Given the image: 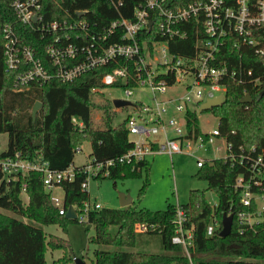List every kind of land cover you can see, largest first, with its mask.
Returning a JSON list of instances; mask_svg holds the SVG:
<instances>
[{
	"label": "trees",
	"instance_id": "trees-1",
	"mask_svg": "<svg viewBox=\"0 0 264 264\" xmlns=\"http://www.w3.org/2000/svg\"><path fill=\"white\" fill-rule=\"evenodd\" d=\"M15 1L0 0V134H8V147L1 157L19 154L22 159L29 161L41 158L49 163L51 169L63 171L73 166L76 152L86 142L91 143L94 164L116 160L132 150L134 145L125 124L112 126L116 115L112 107L106 102L95 103L91 98L92 89L102 85V76L111 71L110 66L84 73L73 82H63L52 77L47 82L30 81L22 86L23 90H17V86H21L16 84L18 76L28 68L21 64L17 70L7 69L6 24L17 29L19 43L33 48L35 55L51 74L55 73V68L46 53L47 47L53 43V37H43L37 30L22 24L12 7ZM37 1L41 5L40 15L44 24L85 22V30L76 29L72 32L66 28L55 34L66 42L76 41L74 35L79 34L80 42L87 44L93 35L98 37L119 17L133 20L135 6L144 0H113L117 7L111 0ZM195 1L205 0H166V6L177 10ZM225 1L231 6L235 0ZM183 28L188 31V38L170 41V49L176 55H194L200 34L188 25ZM147 37L162 39L156 28ZM252 38L258 40L257 45H241L239 49H233L230 43L223 47L220 61L225 62L230 71L236 72L237 81L242 79L244 83L228 80L225 102L207 112L218 118L221 135L232 144L236 154L241 147L250 150L255 146L257 151L264 150V95H261L264 84L255 86L251 82L262 79L264 75V55L258 53L264 50V28L252 29ZM249 71H252V76L248 75ZM134 86L136 84L133 81L123 85L125 88ZM247 94L252 96L253 101L243 104L241 100ZM37 102L42 107L33 120L32 109ZM94 108L104 111L103 129L93 126ZM74 117L83 122L82 128L73 123ZM187 118L190 134L199 136L201 129L198 113L189 111ZM75 170V179L62 184L66 211L71 206L81 209L85 202L90 201L89 192L82 188L88 175L79 171L80 167H75ZM150 171L149 162L116 164L110 168V174L106 177L116 185L117 180L143 178L145 175L141 189V194H144L150 182ZM245 171L244 165H233L224 159L213 160L199 168L197 177L207 182V190L218 195L219 203L213 212L206 191L196 189L191 190L187 204H180L187 214L188 224L194 226L195 264H264V222L255 230L244 233L237 226L236 214L241 206L234 185L237 176ZM101 178L105 176L100 174L97 177ZM1 179L0 173V264H46L45 254L49 249H69L70 244L66 239L47 236L42 229L23 221L28 219L41 225H59L64 231H67L70 223L79 222L78 219L69 220L65 215H60L59 210L52 205L41 175L37 172H31L28 176L20 175L16 182L8 185L1 182ZM24 185L29 200L27 204L21 196ZM176 210L177 206L171 204L165 210L155 212L133 204L122 209L102 208L89 212L88 220L81 223L93 226L95 235L91 241L99 246L119 249L114 252L96 250L94 264H189L181 247L171 242ZM4 211L16 214L21 219L7 215ZM213 213L220 222L224 215L235 214L230 236L223 238L219 233L207 236V227ZM140 222L156 228L146 234H137L134 226ZM157 238L162 253L120 250L149 247ZM65 259L68 260V257Z\"/></svg>",
	"mask_w": 264,
	"mask_h": 264
},
{
	"label": "built area",
	"instance_id": "built-area-1",
	"mask_svg": "<svg viewBox=\"0 0 264 264\" xmlns=\"http://www.w3.org/2000/svg\"><path fill=\"white\" fill-rule=\"evenodd\" d=\"M111 1L117 7L116 2ZM12 7L22 24L37 30L43 37H53V43L47 47L46 53L55 68V73L51 74L35 55L33 48L19 43L17 29L6 24L4 32L7 39V69L17 70L21 64L28 68L18 76L16 84L21 86H17V90H23L22 86L30 81L47 82L52 77L63 82H73L84 73L110 66L111 71L102 76L101 86L92 89L91 97L95 94L105 100L108 91L116 89H123L127 96H132L136 90L145 87L154 99L151 105L131 100L129 97L112 99V104L115 99L134 104L125 108L114 107L115 112L130 110L124 124L134 147L116 160L96 164L92 161L91 166H80L79 171L88 175L87 181L82 184L84 190H87L90 178H97L100 174L108 176L110 168L116 164L147 163L149 157L158 154L173 157L185 153L196 160V167L199 169L213 161L202 158L205 152L223 151L225 155L221 159L229 160L233 165H244L246 168L244 173L237 176L234 185L241 206L236 214L239 231L244 233L255 230L264 222V150L257 151L255 146L250 150L241 147L236 154L232 144L221 135L218 124L206 132L200 127L199 118V110L203 104L218 96H223L225 100L227 81H237L236 72L230 71L228 65L220 61L223 47L230 43L233 49H239L241 45L258 44V40L252 38V29L264 28V0H235L231 6L225 0L195 1L177 10L166 6V0H144L135 6L133 20L119 17L98 37L93 35L87 44L80 42L79 34L74 35V42H66L55 34L66 28L72 32L76 29L85 30V22L44 24L40 15L41 5L37 0H17ZM185 25L200 34L195 45V54L190 56L174 54L169 44L175 39L188 38V31L183 28ZM154 28L161 40L147 37ZM258 53L264 55V50H259ZM248 75L252 76V71ZM131 81L136 86L123 87ZM251 82L255 86L264 84V75L262 79ZM237 83L243 84L244 81L239 79ZM176 86L183 88V94L158 99V96L165 95ZM189 111L198 113L201 134L197 137L188 131ZM178 114H181V119ZM72 121L80 128L84 126L77 117ZM1 154V182L8 185L16 182L20 175L39 173L46 192L50 194L52 205L59 210L60 215H66L68 210L64 207V196L60 198L55 190H63L64 182L75 179V168L58 171L51 169L49 163L41 158L29 161L22 159L19 154L5 158ZM22 192L26 194L25 185ZM218 203L219 201L216 204L209 202L213 212ZM73 208L80 222L88 220L89 212L102 209L99 204H91L90 201L85 202L81 209ZM233 215L235 219V214ZM173 226L172 244L181 247L189 264H195L194 226L188 224L187 214L180 204L177 205ZM155 228L154 225L140 222L135 224L134 232L146 234ZM221 230L222 222L213 213L207 227V236L212 237Z\"/></svg>",
	"mask_w": 264,
	"mask_h": 264
},
{
	"label": "rangeland",
	"instance_id": "rangeland-1",
	"mask_svg": "<svg viewBox=\"0 0 264 264\" xmlns=\"http://www.w3.org/2000/svg\"><path fill=\"white\" fill-rule=\"evenodd\" d=\"M183 94V88L176 86L171 88L165 95L158 96L159 98H170L176 95ZM134 101H142L145 104H153L154 99L148 88L142 87L136 90L132 96H127L123 89L109 90L105 96L93 95L91 98L95 103H108L112 107V111L116 114L113 118V127H118L124 123L128 115V111L115 112L114 105L111 103L113 98H127ZM104 111L98 108L92 110L93 126L96 129L104 128ZM181 119V114H178ZM200 127L204 131H210L217 127L218 118L209 113L199 114ZM0 154L5 152L8 147V134H0ZM163 140V137H159ZM132 139V138H131ZM91 143L86 142L75 154L74 167L91 166L93 161ZM225 155L223 151H208L202 155L205 160L221 159ZM151 163V171L149 175V185L144 194H141L143 188L145 175L143 178H127L117 180L116 185L112 179L107 177L101 179L90 178L88 180L87 191L90 195L91 204H99L101 208L122 209L120 196L122 194L130 196L133 204L150 211L165 210L169 204L177 206L178 204H187L189 202V195L191 190L206 191V198L208 202L216 204L219 201L218 195L207 190L208 184L206 181L197 177L199 169L196 167V160L191 156L183 153L176 154L171 157L168 154H158L154 157H149ZM55 193L62 198L64 191L56 189ZM22 199L25 204L28 203V197L22 192ZM130 205V206H132ZM129 207V206H128ZM127 208V207H126ZM5 212V211H4ZM14 218L21 219L18 215L5 212ZM27 224L34 225L42 229L47 236L54 235L59 238L66 239L70 246L67 250H52L49 249L45 254L46 264H75V260L71 258L75 256L76 259H82L86 264H94L96 250H108L111 252L117 251L116 247L99 246L91 240L95 235L92 225L79 222H72L67 226V231L59 225H41L34 221L23 219ZM157 240V241H156ZM151 242L149 247H139L136 249L121 248L122 251L148 252V253H162L163 250L159 243V238ZM68 257V260L65 259Z\"/></svg>",
	"mask_w": 264,
	"mask_h": 264
},
{
	"label": "water",
	"instance_id": "water-1",
	"mask_svg": "<svg viewBox=\"0 0 264 264\" xmlns=\"http://www.w3.org/2000/svg\"><path fill=\"white\" fill-rule=\"evenodd\" d=\"M150 26H152V24H150ZM261 95H264V90L262 91ZM252 101H253V99H252V96L250 94H247L241 100V102L243 104H249ZM224 102H225V100H224L223 96H218L215 99L209 100L208 102L203 104L200 107L199 113L208 112V111H210L216 107L221 106ZM113 105L115 108H125V107L133 106L134 104L130 101H127V100L115 99L113 101ZM41 107H42V104L40 102L35 103V105L32 109L33 120L36 119L37 114H38L39 110L41 109ZM120 201H121L122 208H126V207L132 205V203H133V200L131 199V197L124 195V194H122L120 196ZM65 217H66V219H69V220H76L77 219L76 210L71 206L68 209ZM233 223H234V215L233 214L224 215L223 219H222V230L219 233V236L223 237V238L230 236V234L232 232ZM75 264H86V263L82 259H76Z\"/></svg>",
	"mask_w": 264,
	"mask_h": 264
},
{
	"label": "crops",
	"instance_id": "crops-1",
	"mask_svg": "<svg viewBox=\"0 0 264 264\" xmlns=\"http://www.w3.org/2000/svg\"><path fill=\"white\" fill-rule=\"evenodd\" d=\"M149 163H150V160H149ZM80 167V166H79ZM72 168H75L74 166H72Z\"/></svg>",
	"mask_w": 264,
	"mask_h": 264
}]
</instances>
